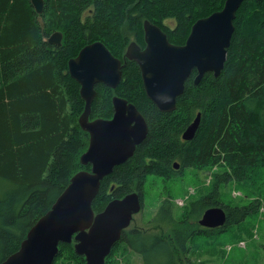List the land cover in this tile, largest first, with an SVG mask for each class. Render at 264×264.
<instances>
[{"label": "trees", "instance_id": "trees-1", "mask_svg": "<svg viewBox=\"0 0 264 264\" xmlns=\"http://www.w3.org/2000/svg\"><path fill=\"white\" fill-rule=\"evenodd\" d=\"M44 1L43 25L30 0H0V264L20 249L71 179L91 170L80 163L90 138L79 126L85 102L80 85L69 76V61L97 41L123 58L131 42L145 45V21L160 27L171 44L183 46L194 24L223 10L227 0H104L99 2L101 11L92 27L80 23L81 8L72 6L73 0ZM167 20L175 25L166 24ZM66 25L73 29L71 39L62 40L61 46L51 45V31ZM234 25L221 76L208 73L196 86L192 75L172 113L160 112L149 100L135 63L128 64L117 89L96 86L91 120H111L112 100L120 97L135 105L149 126L134 156L102 181L93 202L96 214L113 200L133 193L145 204L148 177L166 181L187 169L202 172L216 164L224 172L215 173L210 192L187 206L170 237L138 228L123 232L120 244L143 264H181L195 235L204 230L221 236L260 209L255 201L234 206L221 203L219 186L233 180L249 197L257 178L254 173H264V0H245ZM199 113L202 119L195 138L183 141L182 134ZM220 161L226 162V169ZM176 162L180 172L173 169ZM214 207L225 210V227L207 230L195 224ZM175 213V203L164 200L150 223L174 225ZM120 244L114 246L106 264ZM74 246L61 244L59 257L68 254L86 264Z\"/></svg>", "mask_w": 264, "mask_h": 264}, {"label": "water", "instance_id": "water-1", "mask_svg": "<svg viewBox=\"0 0 264 264\" xmlns=\"http://www.w3.org/2000/svg\"><path fill=\"white\" fill-rule=\"evenodd\" d=\"M34 10L42 14L44 0H30ZM245 0H227L221 12L199 20L183 46H175L167 35L149 21L144 22L146 49L130 44L126 58L140 68L148 98L162 113H172L185 93L186 83L196 70L194 85L206 74L219 78L225 67L228 49L235 32L234 21ZM63 35L53 34L49 43L62 45ZM70 76L80 85L85 110L79 118L83 131L89 134L88 150L81 156L83 166L90 171L77 173L68 187L47 212L31 228L20 249L1 264H54L61 244L75 242V252L85 257L87 264H106L114 246L122 240L143 209L138 193L110 202L96 214L93 202L100 192L102 181L114 169L129 161L149 134L145 117L126 99L114 97V116L111 120H91L92 105L97 97L96 86L103 84L116 89L122 81V63L101 42L87 45L68 63ZM199 113L182 135L192 141L200 127ZM180 170V163L174 164ZM223 208L207 210L199 225L205 229L226 226Z\"/></svg>", "mask_w": 264, "mask_h": 264}, {"label": "rangeland", "instance_id": "rangeland-1", "mask_svg": "<svg viewBox=\"0 0 264 264\" xmlns=\"http://www.w3.org/2000/svg\"><path fill=\"white\" fill-rule=\"evenodd\" d=\"M101 1L104 0H73L74 5L72 6L76 5L77 8H81L79 10L80 23L83 25L89 23L90 27L97 23L98 13L101 11V9H98ZM38 15V18H40L39 23L44 25L43 16ZM166 24L174 26L175 21L167 20ZM72 30L69 25L61 26V28L52 30L51 36L55 33H61L65 42L68 36L71 39L72 36L69 34H73ZM219 164L222 165L223 169H226V162L220 161ZM220 170L222 169L216 164L202 172L187 169L183 174H178L173 179L166 181L158 177H148L144 188L146 202L143 204L142 211L134 217L129 229L138 228L145 232L151 231L164 237H170L172 231L176 229V226L182 220V214L187 206L189 208L191 202L199 200L210 192L214 182V174ZM262 171L254 173L253 178H257L251 183L249 192L253 193H250L249 197H247L244 189L240 188L239 184H236L233 180L219 186L221 203L234 206L249 204L250 201L259 202L260 209L258 213L251 215L242 226L231 227L229 231L222 233L221 236H218L217 232L215 234L205 233L204 230V233L201 232L199 235H195L190 242V252L186 254L187 259H180L181 264H188V260L191 264H264V173L261 174ZM219 173L223 174L224 172L220 171ZM164 200H172L175 203L176 223L159 227L152 225L150 219L155 215L159 205L163 204ZM195 224L199 225V222ZM114 253L115 256L110 264H143L142 259L137 254L128 251L124 244L118 245ZM54 264L79 263L67 254L64 257L58 255Z\"/></svg>", "mask_w": 264, "mask_h": 264}, {"label": "flooded vegetation", "instance_id": "flooded-vegetation-1", "mask_svg": "<svg viewBox=\"0 0 264 264\" xmlns=\"http://www.w3.org/2000/svg\"><path fill=\"white\" fill-rule=\"evenodd\" d=\"M155 26H157V25H155ZM158 27V26H157ZM158 28H160V27H158ZM161 29V28H160ZM162 30V29H161ZM163 31V30H162ZM164 32V31H163ZM165 33V32H164ZM166 34V33H165ZM167 35V34H166ZM168 37V36H167ZM63 39H64V36H63ZM62 39V40H63ZM98 42V41H97ZM97 42H94V43H97ZM144 42H145V34H144ZM94 43H92V44H94ZM102 43V42H101ZM132 43H135V42H131L130 44H132ZM130 44L127 46V48H126V50H125V52H124V54H123V58H120V57H118V56H116V55H114V54H112L115 58H117L118 60H120L121 61V63H122V67H123V69H122V79H123V75H124V71L126 70V67L128 66V64L129 63H135L134 61H130V60H128L127 58H126V53H127V51H128V47L130 46ZM137 44V43H136ZM90 45V44H89ZM138 45V44H137ZM55 46H57V45H55ZM139 47H140V49H141V51H144L145 49H146V42H145V45H143V46H140V45H138ZM73 59V58H72ZM136 64V63H135ZM137 65V64H136ZM138 66V65H137ZM138 68H139V66H138ZM139 71L141 72V70H140V68H139ZM192 75H193V77H194V80H195V78H196V76L198 75V72L195 70L193 73H192ZM191 75V76H192ZM141 76H142V73H141ZM191 78V77H190ZM189 78V79H190ZM188 79V80H189ZM142 80H143V77H142ZM121 84V83H120ZM144 84V83H143ZM99 85H103V84H99ZM105 86V85H104ZM107 87V86H106ZM119 87V86H118ZM117 87V88H118ZM108 88V87H107ZM116 88V89H117ZM113 90V89H112ZM115 90V89H114ZM97 91V90H96ZM150 100V99H149ZM151 101V100H150ZM152 102V101H151ZM188 128V127H187ZM183 135V134H182ZM183 140V139H182ZM176 163H179V162H176ZM174 166V165H173ZM173 169H174V167H173ZM181 169V168H180ZM85 171V170H84ZM175 172H180V170H174ZM135 217V216H134ZM208 230H212V229H208ZM121 242V241H120ZM74 244H75V242H73ZM81 257H83V256H81ZM85 258V257H84Z\"/></svg>", "mask_w": 264, "mask_h": 264}, {"label": "bare ground", "instance_id": "bare-ground-1", "mask_svg": "<svg viewBox=\"0 0 264 264\" xmlns=\"http://www.w3.org/2000/svg\"><path fill=\"white\" fill-rule=\"evenodd\" d=\"M221 11H222V10H221ZM221 11H220V12H221ZM217 13H218V12H217ZM235 20H236V19H235ZM234 23H235V21H234ZM234 26H235V25H234ZM228 50H229V49H228Z\"/></svg>", "mask_w": 264, "mask_h": 264}]
</instances>
